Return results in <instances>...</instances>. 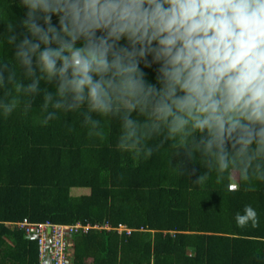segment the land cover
<instances>
[{
  "label": "clouds",
  "instance_id": "1",
  "mask_svg": "<svg viewBox=\"0 0 264 264\" xmlns=\"http://www.w3.org/2000/svg\"><path fill=\"white\" fill-rule=\"evenodd\" d=\"M22 4L25 34L14 62L0 60V88L12 85L18 94L9 90L0 100L5 117L21 105V96L25 113L42 96L44 124L58 111L79 112L89 135L103 136V118H115L122 151L148 159L170 141L189 157L199 152L219 175L264 181V0ZM141 61L159 65V87L145 79ZM154 138L161 142L155 147L149 144ZM235 221L240 228L257 227V210L245 205Z\"/></svg>",
  "mask_w": 264,
  "mask_h": 264
},
{
  "label": "trees",
  "instance_id": "2",
  "mask_svg": "<svg viewBox=\"0 0 264 264\" xmlns=\"http://www.w3.org/2000/svg\"><path fill=\"white\" fill-rule=\"evenodd\" d=\"M26 12L22 0H0V60L14 62ZM140 67L159 87V65L141 61ZM9 90L18 95L7 85L0 100ZM24 99L7 117L0 109V264H41L37 241L11 224L24 217L111 226L74 233L71 264H264V181L245 183L237 172L219 175L199 152L189 157L170 141L148 159L137 157L117 148L119 120L103 118V136L89 135L79 112L58 111L44 124L42 96L27 113ZM205 173L208 179L196 183ZM79 187L90 192L72 194ZM245 205L257 210V227L237 226L235 215ZM120 225L132 231H120Z\"/></svg>",
  "mask_w": 264,
  "mask_h": 264
},
{
  "label": "built area",
  "instance_id": "3",
  "mask_svg": "<svg viewBox=\"0 0 264 264\" xmlns=\"http://www.w3.org/2000/svg\"><path fill=\"white\" fill-rule=\"evenodd\" d=\"M12 226H19L30 239L38 243L39 259L41 264H71L74 247L73 234L80 231H88L91 227L111 228L109 224L100 225L92 223H57L51 220L33 221L28 217L11 222ZM120 231H132L124 225L118 228Z\"/></svg>",
  "mask_w": 264,
  "mask_h": 264
},
{
  "label": "rangeland",
  "instance_id": "4",
  "mask_svg": "<svg viewBox=\"0 0 264 264\" xmlns=\"http://www.w3.org/2000/svg\"><path fill=\"white\" fill-rule=\"evenodd\" d=\"M90 192V189L89 188H82V187H79V188H73L72 190V194H85V193H89Z\"/></svg>",
  "mask_w": 264,
  "mask_h": 264
}]
</instances>
